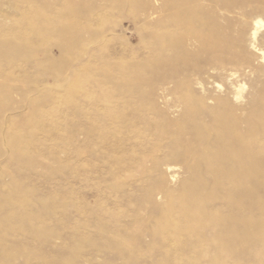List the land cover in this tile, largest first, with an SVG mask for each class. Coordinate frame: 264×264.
<instances>
[{"label":"rangeland","instance_id":"obj_1","mask_svg":"<svg viewBox=\"0 0 264 264\" xmlns=\"http://www.w3.org/2000/svg\"><path fill=\"white\" fill-rule=\"evenodd\" d=\"M0 264H264V0H0Z\"/></svg>","mask_w":264,"mask_h":264},{"label":"bare ground","instance_id":"obj_2","mask_svg":"<svg viewBox=\"0 0 264 264\" xmlns=\"http://www.w3.org/2000/svg\"><path fill=\"white\" fill-rule=\"evenodd\" d=\"M257 123V122H256ZM196 214V213H195ZM219 218V217H218ZM220 262V261H219Z\"/></svg>","mask_w":264,"mask_h":264}]
</instances>
